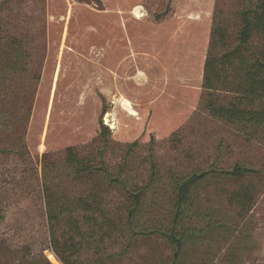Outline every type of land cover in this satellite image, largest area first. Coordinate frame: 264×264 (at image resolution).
<instances>
[{"label": "rangeland", "instance_id": "rangeland-1", "mask_svg": "<svg viewBox=\"0 0 264 264\" xmlns=\"http://www.w3.org/2000/svg\"><path fill=\"white\" fill-rule=\"evenodd\" d=\"M256 1L0 0V264H62L50 249L42 183L61 172L67 147L94 153L103 141L106 168L124 163L126 186L156 178L135 231L100 246L103 264H169L170 244L138 231L171 221V174L209 169L192 189L176 264H264V125L211 115L209 98L239 96L202 86L212 29L234 45L238 12ZM234 162L248 170L220 172ZM91 186L111 220L123 217L116 183ZM243 187L250 198L241 208L233 195ZM60 188L86 191L70 177ZM96 259L90 248L68 257Z\"/></svg>", "mask_w": 264, "mask_h": 264}, {"label": "trees", "instance_id": "trees-1", "mask_svg": "<svg viewBox=\"0 0 264 264\" xmlns=\"http://www.w3.org/2000/svg\"><path fill=\"white\" fill-rule=\"evenodd\" d=\"M238 13L240 25L234 45L227 46L226 35L220 25H216L211 31L203 64L202 86L207 92L228 90L239 97L228 103H217V100L209 98L206 107L211 115L228 122L252 121L255 125H264V0H257L253 6L241 9ZM105 111V108H101L100 116ZM100 128L103 130L106 126L100 122ZM103 142L102 148L87 154L67 147L61 172L50 180L45 178L42 183L50 249L62 264H70L68 257L89 248L98 258L94 264H103L98 254L100 246L105 239L123 234L126 227L127 233L135 231L134 215L142 206L150 187L156 182V178L150 177L142 186H126L119 177L123 173L124 163L118 166L114 174L106 168L103 160L106 143ZM210 170L193 171L188 175L171 174V221L164 227H142L138 231L142 235L157 234L170 244L173 258L169 264L177 263L178 252L188 240V231L181 229V221L191 201L192 189ZM247 170L245 166L234 162L230 168L220 172L240 177ZM69 177L85 186V193L71 197L59 189L61 182ZM99 177L116 183L125 195V200L120 204L123 217L116 216L111 220L98 195L93 193L91 181ZM249 198L244 187L233 195L241 208Z\"/></svg>", "mask_w": 264, "mask_h": 264}, {"label": "bare ground", "instance_id": "bare-ground-1", "mask_svg": "<svg viewBox=\"0 0 264 264\" xmlns=\"http://www.w3.org/2000/svg\"><path fill=\"white\" fill-rule=\"evenodd\" d=\"M123 102H124V101H123ZM124 105L127 107V109L130 108L128 102L125 101V102H124ZM47 255H48V257H49L51 260L55 261L53 255L50 253V251L47 253Z\"/></svg>", "mask_w": 264, "mask_h": 264}]
</instances>
